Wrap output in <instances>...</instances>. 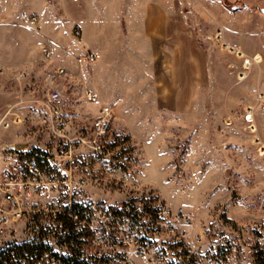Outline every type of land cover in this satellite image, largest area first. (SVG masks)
Here are the masks:
<instances>
[{
  "label": "rangeland",
  "instance_id": "rangeland-1",
  "mask_svg": "<svg viewBox=\"0 0 264 264\" xmlns=\"http://www.w3.org/2000/svg\"><path fill=\"white\" fill-rule=\"evenodd\" d=\"M26 7L0 0V119L57 91L68 133L77 135L105 103L114 114L110 156L88 193L110 203L153 198L184 210L197 229L264 223V0H174L190 44L170 55L118 24L106 34L105 56L84 68L87 82L81 69L69 72L33 49L39 17ZM180 65L187 91L175 98ZM30 132L0 130V148H24Z\"/></svg>",
  "mask_w": 264,
  "mask_h": 264
},
{
  "label": "built area",
  "instance_id": "built-area-1",
  "mask_svg": "<svg viewBox=\"0 0 264 264\" xmlns=\"http://www.w3.org/2000/svg\"><path fill=\"white\" fill-rule=\"evenodd\" d=\"M42 54L49 59L54 50ZM87 98L96 101L91 91ZM60 99L54 91L0 119L1 131L29 126L35 134L22 149L0 148V264H264L262 222L197 229L184 210L153 198L110 203L88 193L110 156L113 109L103 105L91 126L70 135Z\"/></svg>",
  "mask_w": 264,
  "mask_h": 264
},
{
  "label": "crops",
  "instance_id": "crops-1",
  "mask_svg": "<svg viewBox=\"0 0 264 264\" xmlns=\"http://www.w3.org/2000/svg\"><path fill=\"white\" fill-rule=\"evenodd\" d=\"M24 3L27 12L39 17L41 35L33 49L42 52L43 47H51L54 50L51 61L69 72L81 69V79L86 82L88 75L84 68L92 60L90 54L105 56L106 34L114 27L117 32L118 24H125L129 32L141 34L155 48L160 47L159 54L162 51L172 54L176 44H190L189 28L176 23L174 0H24ZM76 30H80L82 42L75 41ZM181 73L180 65L175 98L187 91Z\"/></svg>",
  "mask_w": 264,
  "mask_h": 264
}]
</instances>
